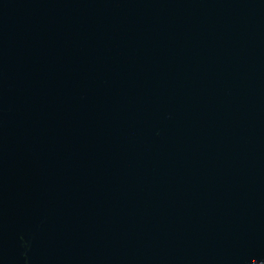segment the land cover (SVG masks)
Returning <instances> with one entry per match:
<instances>
[{
    "label": "water",
    "instance_id": "95a60500",
    "mask_svg": "<svg viewBox=\"0 0 264 264\" xmlns=\"http://www.w3.org/2000/svg\"><path fill=\"white\" fill-rule=\"evenodd\" d=\"M0 264H264V0H0Z\"/></svg>",
    "mask_w": 264,
    "mask_h": 264
}]
</instances>
